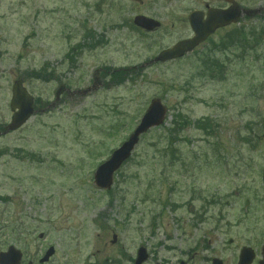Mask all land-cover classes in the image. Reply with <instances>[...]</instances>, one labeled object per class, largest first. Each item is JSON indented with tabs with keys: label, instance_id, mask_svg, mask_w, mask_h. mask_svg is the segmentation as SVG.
<instances>
[{
	"label": "rangeland",
	"instance_id": "1",
	"mask_svg": "<svg viewBox=\"0 0 264 264\" xmlns=\"http://www.w3.org/2000/svg\"><path fill=\"white\" fill-rule=\"evenodd\" d=\"M203 1L151 0L150 7L163 14L161 6L178 5L164 14L175 16ZM236 1L264 8V0ZM135 14L127 0H0V127L10 121L15 80L46 106L60 85L82 91L99 70L131 72L92 94L63 95L54 109L0 136V252L13 246L23 261L37 262L52 247L47 264H134L144 247L143 264H236L246 246L257 264L264 19L236 25L225 48L219 39L212 71H204V54L140 69L169 44L135 31ZM88 34L95 48L81 51ZM154 98L168 110L165 124L140 138L109 193L95 188L94 170Z\"/></svg>",
	"mask_w": 264,
	"mask_h": 264
},
{
	"label": "water",
	"instance_id": "2",
	"mask_svg": "<svg viewBox=\"0 0 264 264\" xmlns=\"http://www.w3.org/2000/svg\"><path fill=\"white\" fill-rule=\"evenodd\" d=\"M258 11L246 12V14L253 16ZM239 12L237 6L228 11H213L209 15L207 23L199 24L196 21V16H192V27L195 32V38L177 44L173 49L162 52L154 61L165 62L167 60L181 57L184 53L191 51L204 37L212 32L214 29L226 26L229 23L237 22ZM134 23L142 28L150 30L153 28L152 21L144 18L135 19ZM64 91L60 87L56 92V100ZM33 99L22 86V81H16L12 86V99L10 102L11 111L18 110L12 117L7 131H14L22 126L28 118L33 114ZM54 105V104H53ZM166 109L161 104L159 99H154L150 102L147 110L142 116L139 125L134 132L129 136L128 140L124 142L119 149L114 151L110 158L100 165L94 174V184L100 189H109L112 185V177L116 170L122 163L130 157L132 150L138 143L139 137L146 133L149 129L160 126L165 118ZM262 182L264 185V171L262 173ZM114 238V237H113ZM53 255V249H49L41 262L48 261L49 257ZM262 260L259 264H264V245L261 249ZM148 256L145 249L140 248L137 252V258L134 264H142L147 260ZM21 259L19 251L10 247L7 252L0 253V264H16ZM254 259V253L250 248L243 247L240 250L237 264H251ZM212 264H222L221 261L214 259Z\"/></svg>",
	"mask_w": 264,
	"mask_h": 264
},
{
	"label": "flooded vegetation",
	"instance_id": "3",
	"mask_svg": "<svg viewBox=\"0 0 264 264\" xmlns=\"http://www.w3.org/2000/svg\"><path fill=\"white\" fill-rule=\"evenodd\" d=\"M233 1L236 0H207L201 2L198 6L188 11L186 10L181 11L182 13L180 15L165 16L164 15L165 12L168 13L178 12L177 10L180 9V7L178 5H171V4L166 6H161V8L164 11V13L161 14L160 9L155 10L150 7L151 0H137L132 2V4L136 7V14L134 17L140 16L155 20L158 23V26L150 32H145L136 27L133 28L141 35L151 37V39L154 40V43H157V40L159 41V43L166 42L167 44H169V46L164 47L161 50L168 49L170 47H173L179 42L190 40L194 37V32L190 27V23H189V19L193 13H197L198 15L197 18L204 23L207 20V14L210 10L225 11L226 9H228L233 5ZM240 7H241V15L239 19V24L241 22L250 20L249 19L250 17L247 16L245 13L246 8L242 7L241 5ZM179 25L183 26L182 34L176 33ZM234 27L235 25L231 24L222 29L215 30L213 33L209 34L202 43H200L195 49H193V51L184 55L181 59L170 61L164 64L158 63V65L161 66L169 63L181 62L190 59L200 60L202 58L201 54H204L203 59L211 58L212 54L215 53L218 49L217 45L219 43L218 42L219 39H221L222 42H228V43L232 41L231 39H233L232 36H233ZM224 31L226 32V35L219 36V34ZM112 72L113 71L107 72V70H102V72H100L99 81L101 82L102 86L105 85V79L107 78V76L110 77ZM18 264H40V263L38 260L37 262L20 261Z\"/></svg>",
	"mask_w": 264,
	"mask_h": 264
},
{
	"label": "trees",
	"instance_id": "4",
	"mask_svg": "<svg viewBox=\"0 0 264 264\" xmlns=\"http://www.w3.org/2000/svg\"><path fill=\"white\" fill-rule=\"evenodd\" d=\"M37 76H38V75H37ZM40 77H41V76H40ZM178 123H179V125H181V126L184 125L183 121H181V120H180ZM204 127H205V124H202V125L198 124V128L203 129Z\"/></svg>",
	"mask_w": 264,
	"mask_h": 264
}]
</instances>
